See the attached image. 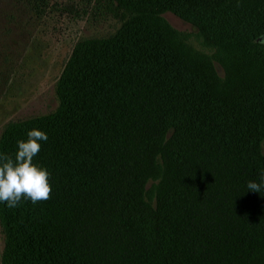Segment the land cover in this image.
<instances>
[{
  "label": "trees",
  "instance_id": "obj_1",
  "mask_svg": "<svg viewBox=\"0 0 264 264\" xmlns=\"http://www.w3.org/2000/svg\"><path fill=\"white\" fill-rule=\"evenodd\" d=\"M25 1L36 17L47 9ZM107 1L128 14L119 29L77 42L56 110L0 139L14 156L28 131H43L33 162L51 186L46 201L0 202L1 263L257 264L264 190L247 184L264 172V0ZM167 12L226 53V89L176 46ZM156 157L164 174L151 206Z\"/></svg>",
  "mask_w": 264,
  "mask_h": 264
},
{
  "label": "rangeland",
  "instance_id": "obj_2",
  "mask_svg": "<svg viewBox=\"0 0 264 264\" xmlns=\"http://www.w3.org/2000/svg\"><path fill=\"white\" fill-rule=\"evenodd\" d=\"M45 2L47 9L36 17L25 0H0V139L9 127L19 134L22 124L54 112L58 106L57 83L76 43L112 36L122 23V15L128 16L107 0ZM161 18L183 55L211 69L220 89H226L231 74H235L226 53L177 15L167 12ZM256 51L264 54L262 48ZM163 174L161 160L156 157L143 193L151 206ZM5 244L0 225V264ZM107 244L104 251L113 252ZM256 254L257 264H264V252Z\"/></svg>",
  "mask_w": 264,
  "mask_h": 264
},
{
  "label": "clouds",
  "instance_id": "obj_3",
  "mask_svg": "<svg viewBox=\"0 0 264 264\" xmlns=\"http://www.w3.org/2000/svg\"><path fill=\"white\" fill-rule=\"evenodd\" d=\"M47 139L43 131L34 128L27 132L26 140L17 141L14 156L0 153V202H5L7 207H17L22 199L34 204L50 199L49 173L33 162L40 151L39 142ZM247 188L258 193L264 190V172L259 182L249 181Z\"/></svg>",
  "mask_w": 264,
  "mask_h": 264
},
{
  "label": "water",
  "instance_id": "obj_4",
  "mask_svg": "<svg viewBox=\"0 0 264 264\" xmlns=\"http://www.w3.org/2000/svg\"><path fill=\"white\" fill-rule=\"evenodd\" d=\"M263 39H264V35H263V36H261V37L258 39V42H262V41H263Z\"/></svg>",
  "mask_w": 264,
  "mask_h": 264
}]
</instances>
